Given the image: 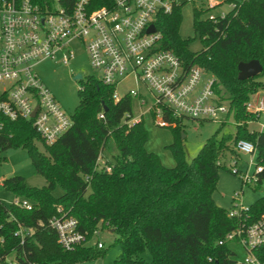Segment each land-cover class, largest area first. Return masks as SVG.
Wrapping results in <instances>:
<instances>
[{"label": "trees", "instance_id": "1", "mask_svg": "<svg viewBox=\"0 0 264 264\" xmlns=\"http://www.w3.org/2000/svg\"><path fill=\"white\" fill-rule=\"evenodd\" d=\"M109 0H92V7ZM223 20H200L202 11L193 10V31L203 48L188 50L190 39L178 34L181 8L158 15L156 30L160 49L172 53L186 70L199 67L215 79L213 91L227 101L228 116L235 123L233 137L218 139L217 131L187 162L178 137L182 119L173 120L174 142L169 145L175 165L162 166L159 158L145 150L147 132L143 120L127 125L132 102H114L113 89L95 78L80 82L78 104L70 116L71 127L51 146H45L31 121L1 118L0 153L11 148L25 149L36 175L46 182L43 188L28 187L22 177L2 181L3 189L15 201H27L30 210L14 203L0 202V264H81L101 257L103 248L80 244L64 250L50 226L53 218L64 216L77 222L87 239L104 229L116 236L119 256L115 264H236L227 244L218 245L241 221L215 205L218 172L225 153L235 155L239 141L251 143L256 151L255 189L264 179V131L249 132L247 125L260 114L246 110L250 97L264 90V0L234 1ZM258 61L259 75L238 80V64ZM105 108V110L103 109ZM102 115V119H98ZM165 119L171 117L165 113ZM226 121H222L224 125ZM40 141L45 154L34 146ZM112 142L116 153L105 164L110 172L96 169L97 159ZM244 186V184L241 182ZM62 193L52 195L56 188ZM264 213V197L249 206L247 222ZM264 263V247L254 251Z\"/></svg>", "mask_w": 264, "mask_h": 264}, {"label": "built area", "instance_id": "2", "mask_svg": "<svg viewBox=\"0 0 264 264\" xmlns=\"http://www.w3.org/2000/svg\"><path fill=\"white\" fill-rule=\"evenodd\" d=\"M191 3L194 9L208 12L232 0H109L106 5L93 8L92 0H0V83L9 87L0 93L1 118L31 121L35 132L45 146L54 144L71 127V119L60 109L53 95L39 78L35 67L55 60L66 65L78 49H83L97 81L113 89L112 98L119 102L129 98L132 102L127 125L138 123L143 113L155 115L159 127H174L173 120H211L221 123L229 113V106L213 91L215 79L199 67L184 69L175 55L160 49V34L155 20L160 14L169 15L175 8ZM228 14L220 11L208 14L205 20L217 22ZM150 26L154 32L149 33ZM93 78V77H92ZM131 78L130 87L122 94L117 88ZM83 79V78H82ZM246 110L254 114L264 111V98L248 101ZM134 109L140 113L134 118ZM35 111L33 117L32 113ZM167 113L171 120L165 119ZM98 115V119H102ZM261 131L263 127H261ZM241 156H249L256 163L254 146L246 141L235 145V155L229 162L230 173L241 176L244 185L254 184L260 166L254 172L242 173ZM97 159L96 169L110 172V167ZM15 205L30 210L27 201ZM249 207L233 201L228 217L238 218L239 226L225 235L218 245L227 244L236 264H264L254 251L264 247V213L252 223L247 222ZM50 226L57 242L64 250L87 244L90 239L77 230L72 218L53 217ZM98 232H94L97 235ZM99 249L102 244L96 241ZM238 247L243 256L237 259Z\"/></svg>", "mask_w": 264, "mask_h": 264}, {"label": "rangeland", "instance_id": "3", "mask_svg": "<svg viewBox=\"0 0 264 264\" xmlns=\"http://www.w3.org/2000/svg\"><path fill=\"white\" fill-rule=\"evenodd\" d=\"M238 1V0H232ZM193 10L194 6L191 3L185 4L181 8V22L178 28V34L183 40L190 39L188 43V50L192 53L199 52L203 48V44L198 35H194L193 31ZM220 11L225 13L229 12L227 3H223L219 8L212 11L202 12L199 16L200 20H205L208 14H217ZM39 78L43 84L53 95L55 101L59 105L60 109L67 116H71L78 104V91L80 89V82L74 80L77 74H80L82 78L93 77L97 78L98 73L91 69L88 61V57L83 49H78L74 52L73 57L66 65H63L59 61V57L55 60H46L35 67ZM259 81L264 85V76L259 78ZM132 79L127 78L125 83L117 88L119 94L124 93L131 85ZM9 85L7 83H0V93L3 89H7ZM264 98V90L252 95L249 99L251 102H256L259 98ZM223 105L228 106L227 101H222ZM249 112V111H248ZM133 117H139L140 113L134 109L132 113ZM143 126L147 132V142L145 144V150L149 153L155 154L163 167L173 168L175 161L168 149L169 145L174 142V138L171 132V128H162L157 126L156 117L151 113H143L142 115ZM226 123L221 125L218 121L205 120H192L189 118H183L181 123V133L178 137V143L181 145L185 159L190 162L200 151L203 145L217 133V138L220 139L224 136L233 137L235 132V123L232 116H227ZM263 127L264 130V111L260 113L259 118L256 121L250 122L247 125L249 132H260ZM34 146L37 150L45 154L44 146L40 141H34ZM108 150L103 151L102 161H112V156L116 153V149L112 142H108ZM232 154L225 153L221 160L222 169L218 172V181L216 191L213 194V201L216 206L230 210L233 201L240 202L243 206L249 207L253 205L257 200L264 197V179L260 186L255 189V185L241 184V176H233L230 173L229 162L232 159ZM241 165L240 170L242 173L248 172L252 175L254 172L255 161L250 164L249 156L240 157ZM14 176L22 177L28 187L43 188L46 186L44 179L34 173V169L31 165L29 156L25 149L11 148L5 152L0 153V202L9 206L15 202V198L7 193L2 187V181ZM62 191L60 188H56L52 195L58 197ZM116 236L110 233L109 230L98 231L97 235L91 237L87 246H94L96 241L102 244V256L94 261L81 263V264H115L116 259L119 256V246L115 244ZM237 252V259L241 260L243 252L234 246ZM146 264H150L149 254L144 255Z\"/></svg>", "mask_w": 264, "mask_h": 264}, {"label": "water", "instance_id": "4", "mask_svg": "<svg viewBox=\"0 0 264 264\" xmlns=\"http://www.w3.org/2000/svg\"><path fill=\"white\" fill-rule=\"evenodd\" d=\"M154 27L150 26L148 29L149 33H153L154 32ZM238 70V80L239 81H246L248 79L254 78L257 75H259L262 71V67L260 65V63L258 61H250L248 63H240L238 64L237 67ZM74 80L76 81H81L82 80V76L80 74H77L74 77ZM105 110V108H103ZM35 114V111L32 113L31 117H33ZM110 233H112V231H109Z\"/></svg>", "mask_w": 264, "mask_h": 264}]
</instances>
